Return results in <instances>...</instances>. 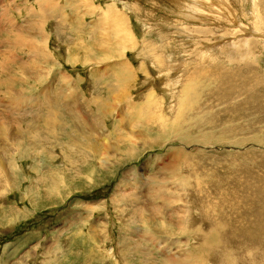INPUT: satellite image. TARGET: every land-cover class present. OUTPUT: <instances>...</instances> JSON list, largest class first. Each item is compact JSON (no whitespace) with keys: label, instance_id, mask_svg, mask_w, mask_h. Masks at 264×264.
Returning <instances> with one entry per match:
<instances>
[{"label":"rangeland","instance_id":"1","mask_svg":"<svg viewBox=\"0 0 264 264\" xmlns=\"http://www.w3.org/2000/svg\"><path fill=\"white\" fill-rule=\"evenodd\" d=\"M53 1L68 17L66 25L62 27L63 33L59 31L63 35L60 39L54 31L55 25L50 21L42 24V21H38L44 16V13H39L43 0L27 1V7L6 13L0 24L3 26L0 27V264H120L116 263L117 260L122 264H139L135 257L137 254L128 252V249L139 251L135 244L148 247L146 258L148 264H153L162 259L157 251L159 242L170 243L174 241L172 238L180 236L172 218H184L188 210L193 213L190 200L181 191L187 185L181 180L197 183L203 179V173H207L209 177L205 178L202 186H213L228 175H243L246 156L251 153L264 155V141L255 135L240 136L230 128L219 131L220 127L212 129L208 126H202L199 132L192 135L185 132L178 138L179 143L168 141L167 146L161 149L144 148L147 140L149 142L162 136L161 128L154 126L149 117L144 98L152 97L160 107L156 115L172 125L176 109L173 107L175 100H170L169 95L175 93L176 96L178 88L172 86L173 90H169L172 75H177L171 68L183 64L186 57L182 54L186 52L189 56L186 55L187 60L190 58V70L185 76L187 67L179 70L178 74L184 76L181 80L185 78L188 86H194L199 80L202 82L199 76L203 74V69L191 67L196 65L194 59L198 60L202 54L210 52L206 34L213 28L215 30L216 24L220 25L221 21L217 17L214 23L209 24L215 18L214 12L213 15L207 12L205 17L197 13L195 19L190 20L192 24L194 21V26L189 25L191 22H187L181 12L186 11L184 6L191 4L190 0ZM213 1L221 4L219 0ZM226 1L228 4H223L225 15L229 17L238 12L236 16L243 18L250 13L248 22L251 26L248 27L245 18L241 21L235 18L239 21L238 26L243 25L242 28L252 33L256 28L259 35H264V26L261 23L262 26L253 25L251 15L252 9L264 17V0ZM74 6H78L76 11L73 10ZM117 9L125 24L119 22V32L114 35L117 26L112 19L117 20L114 14ZM222 20L223 28L216 30L230 32L227 28H232L231 23L225 22L230 21V17ZM176 25L189 26L186 31L183 28L181 31L186 33V37L195 36L197 41L192 43L193 46L185 42V36L179 37L180 31ZM124 29L129 31L128 39L122 36ZM234 36L236 34H229L225 41ZM247 37L251 42L255 40L254 47L258 48L251 60L247 57L244 61H250H246L249 65L253 62L251 66L255 65L253 68L263 75L264 40L254 35ZM107 38L111 39V46L93 50L96 43H105ZM242 39L245 38L239 37L238 40ZM201 41L208 48L201 50L198 46ZM80 44L85 53L72 50L73 47L79 49ZM147 45L150 47L144 52L146 58L139 56L141 49ZM94 51L91 59L84 60L87 53ZM159 54L160 63L156 60ZM122 62L132 68L123 66ZM236 68H226L224 74L232 76ZM130 70L134 81L128 79L126 92L117 90L111 94L117 96L116 101L109 99L111 95L107 94L116 76L120 74L128 78ZM60 88L66 96L70 95L64 100L69 103L66 107L75 106L78 109L61 112L46 105L45 102L48 103L50 99L47 89L54 92ZM100 98L107 104V116L95 118L100 105L97 100ZM23 99H29V102ZM55 110L59 113L57 118H53ZM182 113L186 118L185 111ZM47 114H51L52 119L46 120ZM77 114V130L81 132V127L86 128L83 129L84 134L98 139L100 151L103 149L101 157L89 151L88 154L95 157L93 161H83L87 150H81V146L78 153L82 151L83 154L77 156L78 144H74L76 136L67 135L72 130L69 118ZM83 115L86 117L85 123L81 122ZM221 124L219 122L218 125ZM247 140L250 142H244ZM105 145H113V148ZM158 145L161 146V143ZM168 153H172L169 154L171 158L168 163H174L173 167L162 166L164 162L167 164L163 158H167ZM235 158L244 159H241L242 163L237 160V164H232ZM239 167L236 172L235 169ZM217 171L222 177L219 180L215 175ZM192 187L194 185H189L187 189ZM128 197L135 202L136 210L146 215L141 218L148 219L134 224L137 236L130 238L127 235L132 244L130 248L123 243L117 245L122 231L116 211L122 213L123 209H128L130 215L131 205L116 202L118 208L115 209L114 202ZM181 211L185 214H181ZM162 225H166L175 235L145 237L146 233L155 231L154 226ZM122 229L126 238V229ZM107 255L110 258L104 260ZM231 263L235 264L234 260L231 259Z\"/></svg>","mask_w":264,"mask_h":264},{"label":"bare ground","instance_id":"2","mask_svg":"<svg viewBox=\"0 0 264 264\" xmlns=\"http://www.w3.org/2000/svg\"><path fill=\"white\" fill-rule=\"evenodd\" d=\"M181 1L183 2V0ZM190 1H191V4L187 3V5L184 6L186 11L181 12L182 17L185 20H187V22L192 19H195L194 16L197 13H199L200 16L205 17L207 15V12L211 14L214 12L213 14L215 17L213 20L207 17L211 20L209 24L214 23L217 17L219 18V22L221 21L220 25L218 23L216 24L217 26L215 30H213L214 29L213 28L209 30V32L206 34V36L208 37L207 42H209L208 44H209L210 52L202 54L200 58L197 56L199 59L198 60L197 58L194 59V63H196V65L193 64V66L191 67V68H196V70L203 69V74L199 76V78L203 79L202 80L203 83L201 82V80H199L198 83L196 84L193 83V85L195 84L194 86H188L186 84L185 78L181 80V78L184 77L186 73L190 70V64L188 65L189 63L188 60L190 58L187 60L189 56L187 55L186 52L182 54L183 56L186 57V59H184L183 64L182 63L179 65L173 64L174 66L172 68L170 67L172 66L171 64L168 67V68H171L172 71L177 74V75H174V74L172 75L173 82H172V85H170L171 86L170 89L167 86V89L169 90L172 89V86L175 89L178 88L177 89L178 94H176V96H175V93L169 95L170 100L172 99L175 100L174 101L175 105H173V107L176 109V112L174 111L175 113H173L174 114L173 117L175 120L172 125H169L167 120H163L159 118L156 115V112L160 107H158L157 104L153 102L154 100L152 97L146 96L144 98L145 99L144 102H146L145 103L146 108L149 109L148 110L149 117L152 120V123H155L154 126L161 128L162 136H158L157 138L153 140H149V142L147 140L146 142L147 145L145 144L144 148L149 149V150L161 149L168 143V141H175L176 143H179L178 138L181 135H183L185 132H187L189 135H192L196 132H199L202 126H208L212 129L220 127L219 131H225V130L228 131L230 128L235 133V135L241 136V135L252 134V135H255L256 138L264 141V74L260 75L259 72L253 68L255 65L253 67L251 66L254 64L253 62H251V65H249L248 63H246V61L248 60L244 61V59L247 57H249V60H251L252 57L255 56V54H257L256 49L258 48V47H254L256 46L255 44L256 41L254 40V42H251L247 36L254 35L256 38L259 37L262 40H264V35L263 34L259 35L256 28L253 29L254 33H252L251 31H248L245 28H242L244 27L243 25L242 27L238 26L237 22L241 21L240 19L243 20V18H245L244 20H246L247 22L250 19V13H246V14L244 13L245 17L239 18L238 16H236L239 14L238 12L237 14H235L236 12L232 14L233 18H231L232 15L229 16L231 19L230 21H225V22L231 23L232 28H227L230 32H226V31L222 32V30L218 32L217 30L223 28L222 18L229 19L228 15H225L223 11V4H226L227 1L219 0L218 2L221 1V4L219 3V5H217L218 3L217 4L214 3L213 0H190ZM235 1L233 2V4L235 3ZM26 3H27V0H26ZM43 3L44 4H40L41 12L39 13H44V16L43 18L38 17L39 18L38 21H42L41 24L46 23V22L48 23L50 21L53 25H55L54 31L56 33V36H58L59 39L62 38L63 35L59 31L61 30L63 33L62 27L66 25L68 21L67 15H64L62 9L58 7L55 1L48 0L46 2L45 0H43ZM179 5H182V4H179ZM77 7L74 6L73 10L76 11ZM176 9L177 8H175V10ZM233 10L235 11V9ZM32 14L34 16L36 13L35 14L32 13ZM114 14L117 16L116 17L117 20L112 19L113 24L117 26L115 34H114L116 35V33L119 32L117 28H120V25H118V23L120 22L122 23V25H124L125 19L123 18V16H121V13L118 9L117 11H115ZM251 15L253 17L252 18L253 25L256 24L258 26L262 24L264 26V17L259 16L256 13V10L251 9ZM235 18H238L239 21H237V19ZM175 23L178 24L177 22ZM33 24L35 25V21L33 22ZM193 24H194V21H193ZM193 24L191 22V24L189 25L194 26ZM170 25H173V24H170ZM229 26L230 25H227L226 27H229ZM249 26H251L250 23L248 24V27ZM188 27L189 26H186V25H183V27H177V29L179 28L178 31H180L178 32L180 33L179 37L185 36L186 34L182 30L184 32L183 33L181 29L183 28L186 31ZM238 28L240 31L238 30ZM113 29L115 30V28ZM234 31H237V32L235 33ZM260 31L261 30H259V32ZM128 32H126L125 29L123 30L122 36L125 37V39L126 38L128 39V34H129ZM233 33L234 35L236 34V36H234L232 39L228 38L229 40L227 39L228 41L227 40L225 41L227 36L229 34L233 35ZM239 37H242L245 39H242L241 41H239L238 40ZM109 38H107V41L105 43H100V45L96 43L95 48L93 50H100L107 45L111 46L112 42H110L111 39ZM252 38L253 37H251L250 39ZM196 41L197 40L195 36L192 37V36L187 35L185 39V42H187V44L189 43L190 45H192V43ZM203 42H206V41H203ZM127 43L124 44L123 46L124 48ZM199 43H198L199 44L198 46H200L201 50L208 48L205 44L202 43V41ZM121 44H123L122 41H121ZM186 45H184L183 47H185ZM78 47L80 48L75 49L76 47H73L72 50L79 51L80 53L82 52L85 53L82 44H80V46ZM149 47H150L149 45L143 47V49H141L140 51L139 56L141 55L144 56V52L146 53ZM108 49H111V47H109ZM94 53L95 51L91 53H87L84 60L88 61L89 59H91ZM46 59L47 57L44 58V60ZM156 60L159 63L162 61L160 58V54L156 56ZM180 60H177V61L179 62ZM174 63L176 64V62ZM122 64L123 66L127 65L128 68H132L130 67V65L124 62H122ZM228 64H230V66H228ZM234 66L237 67L236 68L237 71L234 72L232 76L224 74L226 72L225 71L226 68L232 69ZM184 67H187V69L185 71L184 76H181V74L179 75L178 73H179V70L181 71ZM155 69L157 68L155 67ZM132 70H130V73H128V78L121 77L122 75L120 74L117 75L116 78L114 77L115 78L114 85L109 90V93L107 95H111L113 94L114 91H117V90H119V92H122V93L126 92L125 89L128 88V86H126V84L128 83V79L134 81V76L131 74ZM164 75L167 76V74L165 73ZM164 75H161V76L163 77ZM48 89H47V91L49 92L48 98L50 99L48 100V103L47 101L45 103L50 108H53V110L60 109L61 112L62 111L65 112L66 110L71 111L77 108L75 106H71L72 108L66 107V104L68 105L69 103L67 100L66 101L64 100L66 97H67L66 99H68V96L70 95L66 96L62 88H60L61 90L58 89V91L55 90L54 92ZM179 89L181 93L180 96H179ZM111 96H108L109 99L111 98L116 101L117 96L116 95H113L112 97ZM23 100H26V99H23ZM28 100L29 99H27L25 102L28 103L29 102ZM98 102L100 105L97 107L98 111H96L95 113V118H98V117L101 118V117L107 116L106 115L107 104H105L101 98L97 100V103ZM110 104H112L113 106L112 102ZM151 109H153V111ZM183 111H185V114L187 116L186 118H183V113H182ZM56 112L58 113L57 110L53 112L54 113L53 118H57V115H59V113L57 114ZM167 113L169 114V112ZM47 115H46L47 116L46 120L52 119L50 116L51 114L50 115L47 114ZM68 117H71V116L68 115ZM154 117H157L156 120H153ZM167 117L170 118V116L168 115ZM77 118H79L78 114L74 117L69 118L71 120L70 124H71L72 130L68 131L67 135H69V137H72L73 135L76 136L75 137L76 139L74 138L75 139L74 144H78V146L76 147V152H75L76 155L79 156V154L80 155L83 154L81 153L82 151L78 153V147L81 146V150H87V154L85 155V158L83 157L84 158L83 161L85 162V161H88L89 159L93 161L95 160V157L94 156L91 157L90 154H88L89 151L92 150L93 152H95L94 154L98 155L97 157H101V152H103L102 151L103 149L100 151L101 145L99 144L98 139L97 140L92 139L91 137L86 136L84 134L83 127H81L82 129L81 132L77 130V128H79L76 122ZM85 120H86V117L83 115L81 122L85 123ZM219 122L222 123L221 126L218 125ZM84 130H86V128ZM78 132L82 136H80ZM222 135H226V133H222ZM251 141H255V140H251ZM244 142L248 143L250 142V140H247ZM256 142L257 141H255V143ZM159 143H161V146L158 145ZM106 147L113 148V145L106 146ZM172 149L175 150L176 148H172ZM169 154L171 155L172 153H168L167 158L162 157L163 160L167 162L166 165H165V162L162 164V166L164 167L167 165L168 167L175 166L174 163H170V164L168 163V159L171 158L169 157L170 156ZM241 159L243 160L244 158H241ZM241 159L235 158L232 164H237V160L241 162ZM245 161H246V168H245V172L243 175H240V176L228 175V177H226L225 180L221 181L219 184H214L213 186H209V187L202 186V184L205 182V178L207 176L209 177L207 173H203V179L199 180L197 183L196 182L192 183V180H181L180 181L181 183H185V185L187 186L194 185V187L190 188L189 190L187 189V186L186 187L183 186L181 190L182 193L183 194L185 193V196L190 200L193 206V209H192L193 213H190V211L188 210L186 212L187 213L186 217L172 218V221L175 222L176 224L177 230L180 232V236H176L172 238L174 241L170 243L159 242L160 246H157V251L162 255V259L159 261H155L153 264H211V263L232 264L231 259L234 260L235 264L264 263V155H255L251 153V155L246 156ZM239 169L240 167L238 169H235V171L238 172ZM218 173L219 171H217L215 175H216V179L219 180L222 177L219 176ZM197 175H198V172H196V176ZM212 177H215V176H212ZM114 202H115V207H116L115 209L118 208V205L116 204V202H123V203L128 202L131 205L130 215H128V209H123L122 213H120L118 210L116 211V213L118 212L116 216H118V221L121 224L120 230L122 231L118 239L117 245L119 243L120 244L123 243L124 245H128V248H130L132 244L129 243L130 239H128L127 235L129 234L131 236L130 238L138 235V232L136 231L134 224H137L141 220H144L145 218H141V217H145L146 215L142 211L136 210L135 202L130 197L121 198ZM114 202H113V205H114ZM156 212L157 211H155V213ZM181 214L184 215L185 212L181 211ZM145 220H148V219H145ZM122 227L126 229L125 231L126 238H124L123 236L124 229H122ZM154 227H155V231H153L152 233L151 232L146 233L145 237L147 236L150 238H164L165 236L175 235V233L170 231L166 225L154 226ZM125 243H128V244H125ZM135 245H136V249L140 248L139 251L135 252V250L128 249V252H130V254L132 252H134L135 255L137 254V256L135 257H137L139 264H148V260L146 258V255L148 254V247L144 245H142L144 247L142 246L138 247L137 244ZM109 258L110 257L107 255L106 257H104V260H107ZM118 262L122 264L120 260L116 261V263Z\"/></svg>","mask_w":264,"mask_h":264},{"label":"crops","instance_id":"3","mask_svg":"<svg viewBox=\"0 0 264 264\" xmlns=\"http://www.w3.org/2000/svg\"><path fill=\"white\" fill-rule=\"evenodd\" d=\"M27 1L30 2L31 0H27ZM0 5L2 7H4V9L8 8V9H6V10H10L8 13L13 12L14 10H17L15 8L21 9L24 6H26V7L28 6V5H26V0H0ZM40 8H41V6H40ZM0 26L3 27L2 25H0Z\"/></svg>","mask_w":264,"mask_h":264},{"label":"built area","instance_id":"4","mask_svg":"<svg viewBox=\"0 0 264 264\" xmlns=\"http://www.w3.org/2000/svg\"><path fill=\"white\" fill-rule=\"evenodd\" d=\"M0 8H1V12H0V15H1V16H0V17H1V19H0V24H1L2 20H3L4 17H5L4 15H5L6 13H8V12H7L8 10H6V9H8V8L4 9V7H2V6H1ZM0 27H1V26H0ZM1 30H2V29H1ZM3 31H4V30H3Z\"/></svg>","mask_w":264,"mask_h":264}]
</instances>
